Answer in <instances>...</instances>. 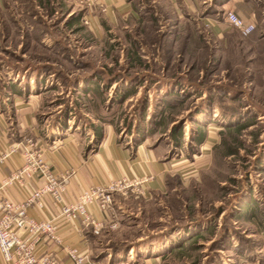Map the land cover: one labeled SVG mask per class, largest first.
Returning <instances> with one entry per match:
<instances>
[{
	"label": "rangeland",
	"instance_id": "rangeland-1",
	"mask_svg": "<svg viewBox=\"0 0 264 264\" xmlns=\"http://www.w3.org/2000/svg\"><path fill=\"white\" fill-rule=\"evenodd\" d=\"M81 1L5 0L0 6V91L8 90V73L50 72L41 84L42 120L58 116L71 126L77 120L90 126L100 116L111 120L123 139L132 126L145 125L146 131L155 129L146 137L151 147L162 146L163 156L185 161L199 148L190 136L198 126L209 127L224 143L213 146L208 168L194 180L168 179L157 203L117 194L122 203L133 202L116 208L118 226L104 228L101 241L114 254L198 225L196 237L182 238L180 250L157 264H223L235 250L229 239L236 247L250 244L241 238L246 228L236 216L242 201H255L252 219L264 216V169L257 168L264 163V0L224 7L204 0L200 12H207L205 17L219 11L213 22L195 14L176 22L164 0H131L140 7L138 20L100 31L77 19L72 26L64 24L84 13ZM227 9L254 23L253 32L239 35L223 19ZM166 82L171 88L158 87ZM249 118L252 126L234 138L228 134L227 126ZM172 127L181 129L177 146ZM227 144L237 146L236 153L224 155ZM229 232L225 243L222 237ZM140 255L133 256L137 264H151Z\"/></svg>",
	"mask_w": 264,
	"mask_h": 264
},
{
	"label": "crops",
	"instance_id": "crops-1",
	"mask_svg": "<svg viewBox=\"0 0 264 264\" xmlns=\"http://www.w3.org/2000/svg\"><path fill=\"white\" fill-rule=\"evenodd\" d=\"M81 2L86 5L84 13L75 19L66 18L64 23L67 27L72 26L77 20L83 25L84 18L87 19L86 27L99 31L102 27L122 26L125 19L138 20L140 7L131 3V0H83ZM164 2L172 9L171 12L176 22L184 21L190 14H195L200 21L205 22L216 18L214 15H209L211 18H207L205 17L207 13L200 12V5L205 2L204 0H164ZM238 2L239 0H223L221 6H232ZM2 4H5V0H0V6ZM100 5L103 10H100ZM48 73L50 72L36 68L31 71L25 69L20 76L18 72L8 73L10 74L7 75L10 82L7 86L8 90L0 91L6 99L4 101V97H0L2 99L0 102V155L8 149L9 144L31 137L38 144L41 158L50 164L53 173L63 171L67 173L63 190L65 199L75 200L81 188L102 185L113 178H136L146 175L149 179L140 186L143 191L140 199L142 202L157 203L164 194L165 186L169 184L168 179L179 176L182 180H194L200 170L208 168L213 146L221 140L216 133L208 129L209 127L202 130L204 134L202 141L198 144L199 148L195 157L190 161H185L180 158L163 156L165 148L162 146L151 147L146 137L154 133L155 129L149 128L146 131L145 125L132 126L126 139H123L108 119L90 126H85L78 120L74 126H71L72 121L67 123L68 119L65 122L63 117L61 119L58 116L51 120L48 118L42 120L45 92L41 84L50 79L46 75ZM171 84L161 83L158 87L167 89ZM95 89L93 85L90 90L95 91ZM129 95L126 92L123 99L126 100ZM22 163L21 147L0 159V182ZM257 168L264 169V163H260ZM42 183V179L31 176V179L23 185L14 183L4 187L1 195L12 202H20L28 196L31 190ZM130 199L123 202L125 206L127 204L126 208L130 207L129 202H133ZM242 202L237 209L236 216L242 219L246 228L244 237L241 238L250 239L248 240L250 244L236 247V241H233L235 239H229L231 234L226 233L222 237L223 241L234 244L235 250L232 254L229 253L223 264H260L261 262V253L264 249V216L258 217L256 213L255 216L258 218L252 219L251 214L256 211L255 207H257L255 201L249 199ZM123 203L117 194H114L113 204L108 211H105V215L117 217L116 208L122 207ZM88 209L94 217L101 216L100 211L93 206H88ZM26 211L31 217H51L53 219L59 234V244L52 240H42L37 245V250L39 252L50 251L59 259L60 264H70L65 255V247H74L78 251L87 253L88 260L81 264H137L133 256L140 254L144 260L150 261L149 263L157 264L164 255L180 250L185 242L182 238L187 236L186 239H193L200 231L198 225L195 227L192 225L189 230L184 229L186 232L179 229L182 232L176 231L171 237L163 233L157 239L137 246H127L113 254L105 247L107 241H101L105 231L102 230L99 235L94 236L90 228L81 225L78 219L63 220L59 216L58 204L50 196L45 197L44 205L40 210L31 206ZM20 234H24V231H20ZM227 239L230 241L227 242ZM0 264H10L4 261L1 253Z\"/></svg>",
	"mask_w": 264,
	"mask_h": 264
},
{
	"label": "built area",
	"instance_id": "built-area-1",
	"mask_svg": "<svg viewBox=\"0 0 264 264\" xmlns=\"http://www.w3.org/2000/svg\"><path fill=\"white\" fill-rule=\"evenodd\" d=\"M100 10H103L101 5ZM223 19L242 36L250 34L255 27L254 23L245 21L242 16L230 9L223 12ZM83 23H87L86 18L83 19ZM9 145L0 155V159L21 147L23 160L14 172L0 182V253L4 261L10 264H60L59 259L50 251L37 250V245L42 240H52L59 244V234L53 219L31 217L26 211L27 208L32 206L40 210L44 205L45 197L50 196L58 204L60 218L66 221L78 219L81 225L90 228L92 235L97 236L104 228L113 230L118 226L116 216L105 215V211H108L113 204L114 194L123 197L129 194L143 196L140 186L149 179L146 175L136 178H113L102 185L83 187L75 200H67L63 197L67 173L64 171L53 173L50 164L41 158L38 144L31 137ZM31 176L42 179L43 183L31 190L22 201L12 202L1 195L4 187L14 183L23 185L31 179ZM88 206L100 211L101 216L94 217L89 212ZM20 231H24V234H20ZM64 250L70 264H81L88 260L85 251H78L74 247H65ZM261 254L260 264H264V249Z\"/></svg>",
	"mask_w": 264,
	"mask_h": 264
},
{
	"label": "trees",
	"instance_id": "trees-1",
	"mask_svg": "<svg viewBox=\"0 0 264 264\" xmlns=\"http://www.w3.org/2000/svg\"><path fill=\"white\" fill-rule=\"evenodd\" d=\"M222 1L223 0H212V4H215V5H220L221 3H222ZM244 0H242L241 2H243ZM213 9V8H212ZM215 9V8H214ZM216 12H219V11H217V10H214L213 11V14H211V15H214L215 17H216V19H218V16L216 15ZM207 13V12H206ZM205 13V14H206ZM65 25H66V23H64ZM255 28V27H254ZM253 32V31H252ZM251 32V33H252ZM264 34V31H263V33L261 34V35H263ZM249 35V34H248ZM229 99H231V100H233L234 99V97H231V98H229ZM97 118L100 120V121H104V120H106V119H104L103 117H100V116H97ZM111 121V120H110ZM110 121H108V122H110ZM253 121V119L251 120L250 118L249 119H247V120H243L242 122H239V123H237L236 125H234V126H232V127H230V126H227L226 127V130H227V132H228V134L232 137V136H236L242 129H244V128H246V127H249V126H252L253 124H254V122H252ZM200 128V126H198L196 129H195V131H194V133H193V135L192 136H190V139L192 140V141H194V142H196V143H200L201 141H202V137H203V131L201 130V129H199ZM170 134H171V138L173 139V141H175V143H177L176 144V146L178 145V144H180V141H179V137L181 136V129L180 128H176L175 129V127H172L171 128V131H170ZM256 136H257V133L255 132V133H253L252 134V140H253V143H256ZM232 138H234V137H232ZM177 140H178V142H177ZM220 142H223V140L221 139L220 140ZM224 143V142H223ZM234 144V143H233ZM237 146H233V145H226V149L224 150V155H232V154H234V153H236V150H237ZM190 247V246H189Z\"/></svg>",
	"mask_w": 264,
	"mask_h": 264
}]
</instances>
